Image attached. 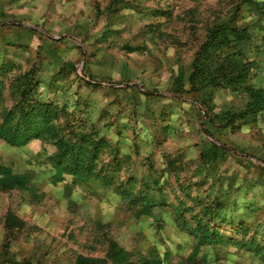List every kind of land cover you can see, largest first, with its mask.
<instances>
[{"label": "rangeland", "instance_id": "1", "mask_svg": "<svg viewBox=\"0 0 264 264\" xmlns=\"http://www.w3.org/2000/svg\"><path fill=\"white\" fill-rule=\"evenodd\" d=\"M219 25L253 36L229 68L264 90V0H0V124L33 137L0 138L30 185L0 191V264L105 258L111 241L132 264H264V112L246 117L243 88L190 83ZM54 130L98 135L92 172L58 178L74 156Z\"/></svg>", "mask_w": 264, "mask_h": 264}, {"label": "trees", "instance_id": "2", "mask_svg": "<svg viewBox=\"0 0 264 264\" xmlns=\"http://www.w3.org/2000/svg\"><path fill=\"white\" fill-rule=\"evenodd\" d=\"M252 39L253 36L247 32L246 28L240 30L229 25H219L210 30L206 42L201 47L192 64V74L190 76L192 90L197 89L199 91L209 92L211 88L221 87L224 83H228L234 90L243 88V90L249 94L250 97L246 107V117L251 115L256 116L264 112V90L260 89L254 91L245 84L248 78L247 71H245V75L243 76L242 69L238 73L236 71L234 72L236 69L233 68L234 66L231 69L229 68L233 64L230 58L240 56L239 52L229 55V50L235 49L240 43L250 42ZM217 64L220 65L217 66ZM232 72H234L233 75H231ZM6 120H8V118H6ZM57 133L58 131L54 130L51 137L57 140L56 146L59 152L62 154L65 150H71V155L74 156V164L69 166L68 169L64 168L61 162L55 163L58 178L62 179L63 174L67 173L75 175L80 179L83 172H92L91 167L85 168L80 162H82L88 146L93 147L92 149H94V151L98 149L101 142L98 135L95 134L92 136L81 133L79 136L75 135V138L69 139V137L57 135ZM37 134L39 135L35 137H45V135H40V133ZM0 138L13 146H22L33 137L31 135H18L14 130L0 124ZM94 154L97 155L95 152ZM91 159H93L91 161L93 164L94 157ZM29 186V181L26 176L15 175L9 168L0 165V191L29 189ZM197 204L201 208L199 216H202L208 224H215V226H217L226 223V217L223 215L221 216L219 211L212 210L208 205L202 206L200 203ZM151 206L153 205H147L148 211H143L141 214H149ZM8 224L11 226L16 224L13 216H9ZM206 228L208 232L210 228ZM207 232L203 235V240L206 242H212V235L218 236L215 232L207 235ZM227 240L229 241L230 239L227 238ZM76 264H132V262L131 254L120 247L116 242L111 241L105 258H93L80 255L77 257Z\"/></svg>", "mask_w": 264, "mask_h": 264}]
</instances>
